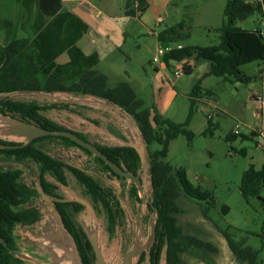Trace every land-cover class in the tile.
<instances>
[{
  "label": "rangeland",
  "instance_id": "rangeland-1",
  "mask_svg": "<svg viewBox=\"0 0 264 264\" xmlns=\"http://www.w3.org/2000/svg\"><path fill=\"white\" fill-rule=\"evenodd\" d=\"M99 1L96 0L97 3H100ZM139 1L142 6H146L144 0ZM147 2L149 8L145 19L132 18L133 0H103L100 7H108L114 17L101 14L96 18L97 21H103L102 32L108 31L111 34V42L117 44L118 49L123 51V53L114 52L104 62L111 66L108 85L115 86L120 80L133 81V84L145 97L149 96L147 92L151 85L153 87L154 78L158 79L155 77L156 64L152 62V59L159 44L157 35L166 26V23L175 25L182 21L185 22L189 36L183 39L182 43L186 45L218 44L220 33L217 28L224 22V8L228 0H147ZM120 9L122 10L120 11ZM123 9L129 13L130 17L125 16ZM97 11H99L98 8L94 10V15L97 14ZM139 11L141 12L142 9L140 8ZM158 17L164 20L160 24H156ZM45 18L50 19L51 17L45 16ZM238 24L249 28L255 26L264 28L262 17L257 14L238 21ZM209 65V60L201 59L194 65L193 72L182 77L183 83L176 89L178 97L174 102L171 101L172 105L170 103V106L164 110L165 117L169 115L177 117L179 122L186 119L188 112L184 111L185 98L182 92L189 85L194 86ZM262 68L261 61H253L241 66L242 71L248 75L258 73ZM202 85L213 91L212 96H203L206 102H211L213 106L209 107L207 103H199V115L189 126V129L195 133L192 143L189 144L184 135H179L171 141L166 160L174 167H184L194 185H201L203 189L211 192L213 200L209 205L208 217L203 214L201 209V206L208 204L207 201H198L183 195L178 199L181 209L178 217L186 231H191L211 241L219 248V251L217 253L211 251L202 253L194 250L183 255V263L247 264L238 261L232 254L223 233V230H228L236 240L245 239L247 245L258 249L260 251L258 264H264V203L257 196L251 197L248 201L240 191L242 176L249 166L254 164L257 168H261L264 165V147L258 146L259 137L249 139L239 136L232 141L226 138L237 127L242 135H247L250 132V126L262 125L263 121L255 116L256 104L249 96L251 90L262 89V81L258 78L248 84L231 83L224 81L222 77L207 76L203 77ZM167 88L169 87H163L162 92ZM42 102L46 104L50 101L43 100ZM71 109L52 108L45 111L44 114L71 128L87 124L81 119L85 115V117L90 115L103 123H107L111 117V112L90 110L78 104H75ZM78 113L82 115L76 116ZM214 113H216L212 119L214 126H212L211 132L204 134L208 126L207 115ZM89 124L91 125V122ZM84 132L91 139L106 137L98 129L95 131L93 126L86 128ZM52 142L57 145L52 147L50 145ZM261 142L264 145V140ZM42 144L46 149L55 152L56 156L71 160L76 158L79 160L77 163L83 162L86 166H90L88 155L76 147L65 146L56 139L45 141ZM158 148L159 145L156 142L151 143L148 147L152 152ZM243 149H246L245 154L241 152ZM14 167H21L27 171L26 181L40 190L36 165L33 161L28 160L20 163L13 159L0 157V170ZM92 170L96 171L95 168ZM141 172L146 189L151 190L149 170ZM97 177L102 183H106L103 180L105 177L102 178L99 175ZM107 182L113 186L125 211L115 232L110 234L107 217L100 208L94 212L85 208L77 214L76 218L80 225L98 231L99 243L108 264H124L123 255L135 245L137 238L140 239L141 244H148L152 240L155 214L148 208L146 202H140L131 195L128 181ZM69 183L71 189L60 188L59 192L67 196L73 192L82 197L87 196L83 187L71 176ZM261 195L264 198V188L261 190ZM29 205L38 207L43 213L41 219L29 229L17 225L15 231L19 247L23 246L21 232L30 235L34 232L44 231V227L39 230L38 225L44 215L49 214L53 199L50 196H44L40 191L30 200ZM30 248L28 246L26 249ZM137 260V258L134 259V262L137 263ZM161 262V264H166L164 259Z\"/></svg>",
  "mask_w": 264,
  "mask_h": 264
},
{
  "label": "trees",
  "instance_id": "trees-1",
  "mask_svg": "<svg viewBox=\"0 0 264 264\" xmlns=\"http://www.w3.org/2000/svg\"><path fill=\"white\" fill-rule=\"evenodd\" d=\"M41 12L47 17L57 14L63 7L62 0H39ZM259 15L264 19V0H228L224 8V22L217 28L220 33L218 44L198 46L186 45L182 48H175L167 52L164 62L171 65L172 62H183L185 74L193 72L194 67L187 61L189 58L206 59L211 65L209 70L193 86L190 92V107L184 121L177 122L162 115L155 105H146L145 100L139 97L133 86L128 81H119L115 86L108 85V76L100 70L92 69L82 74L78 80L66 84L52 76L41 77V66L34 55H28L30 45L28 38H16L6 45L0 43V92L15 90H60L79 94H91L106 98L124 108L136 121L142 132L148 147L156 142L159 148L149 151L150 171L154 189L155 204L159 209V220L156 229L157 243L151 251V264H160L163 247L166 246V264H180L181 253L191 246L207 247L217 251L218 248L211 242L205 241L192 234H185L183 227L178 223L176 213L180 207L178 199L183 195L198 201H207L208 204L201 207L203 214H208L209 205L213 196L209 190L203 189L201 185H194L189 179L187 170L184 167H174L166 160L169 154L170 143L179 135H184L191 144L195 133L189 129L191 120L198 110L199 99L203 96H212V90L202 85L203 77H222L224 81L231 83L241 82L248 84L253 80L262 78L264 81V28H243L238 21L245 20L253 15ZM189 36L185 22L175 25H166L157 35L160 45L170 43H181ZM261 61L263 68L253 75L244 73L241 66ZM264 94V83H263ZM2 104L10 114H18L24 121L35 122L38 126L59 130L66 127L59 125L44 111L68 105L69 103H39L37 101H20L10 97H0ZM0 113L6 114L4 109ZM94 122V121H93ZM97 123V122H94ZM214 126L212 117H208V126L204 134L211 132ZM242 135L241 132L229 133L226 138L230 141L236 140L239 136L255 139L257 134ZM83 137L81 133H78ZM44 136L38 140L51 138ZM68 145L91 154L90 151L78 145L66 137H60ZM98 145V144H96ZM99 146V145H98ZM100 149L116 164L122 162L132 172H139L141 160L136 149L132 146H99ZM246 153V149L241 151ZM14 157L17 160L30 158L41 165V187L44 193L54 196L52 185L44 174L49 172L59 181L67 183L65 168L69 169L77 180L85 187L94 202L102 203L108 213V230L113 232L115 224L114 209L118 204L111 200L110 191L105 189L101 183L90 173L78 169L62 159L57 158L47 151L37 147L32 142L30 145L19 149H1L0 154ZM103 168H110L99 158H95ZM115 174V173H114ZM22 170L12 168L0 170V237L7 241L8 247L0 243V264H13L14 255L9 247L17 249L14 229L17 224L30 225L41 218L40 209L25 208L29 198L37 191L21 181ZM117 175V174H115ZM118 176V175H117ZM264 188V165L257 168L251 164L244 172L240 191L243 197L249 201L251 197L257 196L264 203L261 190ZM39 193V192H38ZM64 227L72 235L77 245L82 264H95V253L90 242L81 241L78 233V226L70 213V206L80 211L84 206L80 203L55 202ZM228 209V208H226ZM160 226L162 227L160 229ZM232 253L238 260L247 261L248 264H258L260 251L246 244L245 239L236 240L228 230H223ZM165 245V246H164Z\"/></svg>",
  "mask_w": 264,
  "mask_h": 264
},
{
  "label": "crops",
  "instance_id": "crops-1",
  "mask_svg": "<svg viewBox=\"0 0 264 264\" xmlns=\"http://www.w3.org/2000/svg\"><path fill=\"white\" fill-rule=\"evenodd\" d=\"M62 1V9L50 19H46V15H44L40 10L39 0H0V42L5 45L16 38H28L30 41V45L28 47L27 53L28 55H34L39 62L41 66V77L52 76L59 81H62L63 83L70 84L78 80V78L87 71L97 69L105 73L108 76L109 81V72L111 66L109 65V63L104 62L114 52L117 51L119 53H123V51H121V49H118L119 47L117 46V44L111 42V34L108 31H106L105 33L102 32L103 21H97L96 18L101 14H105V16L107 17L111 16V18H113L114 16L111 15L108 7H100V3H102L103 0H100V3H97L96 0ZM144 1L146 2V6H142L139 0H133L134 10L132 13V18L145 19L149 6L147 0ZM97 8L99 9V11H97V14L94 15V10H96ZM140 8L142 9L141 12L139 11ZM121 10L122 9H120V11ZM125 16L130 17L129 13L127 12H125ZM158 18L156 19V24ZM262 21L264 23L263 17ZM168 24L169 23H166V25ZM256 27L257 26L253 28ZM182 44L184 45V43ZM159 45L160 42L157 45V48L159 47ZM200 60L201 59L196 60L193 57L187 59V61L193 67L194 65L199 63ZM179 65L180 64L177 62H172L171 65H168L166 62L156 64L155 77L158 79L154 78L153 87L152 85L150 87L151 92L150 90L147 92L149 96L145 97L142 93H140L139 89L133 84V81H129V83L133 86L138 96L142 97L145 100L146 105H155L159 112L162 115L166 116L164 110L166 109V107L170 106V103L172 105V103L177 99V86L183 83L182 77L185 75V73L182 75H176L175 73V70L179 67ZM210 65L207 66V69L204 71L202 76L209 70ZM260 79L262 81L263 89V75ZM163 87L169 88L165 89L162 92ZM192 88L193 86L189 85L182 92L183 97L185 98L184 111L187 110L186 112L189 111L190 92ZM262 89L251 90L249 96L250 99L255 102V104H257L258 102L259 94L262 92ZM187 98L189 101L187 100ZM204 98L205 97L200 98L199 103H207V106L209 107L213 106L211 102H206V99ZM70 105L72 107L75 106V104ZM80 106H85L90 110H97L96 108L88 105ZM198 110L195 112L190 126L193 124L195 117L199 115ZM214 115H216V113H214L213 115L208 114L206 122L208 123L209 116H211L213 119ZM47 116L50 117L49 115ZM76 116L80 117V114H76ZM84 118L81 119L83 121H86L87 124H81V126H79L78 128L85 130L86 128H90L91 126H93L95 127V131H97L98 129L100 133L105 134L106 138L111 140V142L115 145H123V140L127 139L125 133L119 127L118 123L114 121L112 116L111 118L113 120L109 118L107 120V123H103V121H101V125L94 124L90 119H99L90 117V115L89 117L87 116ZM168 118L179 122V120L176 119L177 117L169 115ZM90 122L91 125L89 124ZM109 126L115 128L122 135H124L125 139L113 134L109 130ZM257 127H259V125L250 126L249 131L251 132ZM50 145L54 147L57 144L52 142ZM47 150L48 149H46V151ZM47 152L51 155L56 156L55 152H51L50 150H48ZM71 161H74V159H72Z\"/></svg>",
  "mask_w": 264,
  "mask_h": 264
},
{
  "label": "water",
  "instance_id": "water-1",
  "mask_svg": "<svg viewBox=\"0 0 264 264\" xmlns=\"http://www.w3.org/2000/svg\"><path fill=\"white\" fill-rule=\"evenodd\" d=\"M0 97H10L20 101H37L39 103H43V100H48L50 101L48 103L57 102L88 105L93 108H96L97 110L111 112V116L113 117L114 121L118 123L119 127L122 129V131L127 137L126 140H123V145L134 147L137 153L139 154L141 160V169L139 174L141 178V171H145L148 169L150 172L151 180L150 188H153L152 175L150 171V156L148 144L134 118L118 104L96 95L79 94L60 90H15L0 92ZM47 135L70 137L80 145L88 148L95 155L102 158L116 172L125 176L129 180L134 181L140 188H142V183L139 176H136L130 172H126L121 168L117 167L98 147H96L91 142L82 139L77 134L67 130H48L39 127L34 123L23 121L18 117L4 115L0 113V138L2 139L24 141L26 145L37 137ZM251 135H254V132ZM13 147L15 146L6 145L0 142V148ZM57 158H60L66 163L74 165L78 168H83V162L77 163L79 161L78 159L71 161V159L67 158ZM40 191L44 196H48L42 190ZM77 200L83 202L87 206V208L94 212L93 207L86 200L80 198H77ZM144 201H146L145 198ZM42 213L43 211L41 212V217ZM37 222L30 225H25L24 227L29 229L32 225L36 224ZM43 227V232H34V234L30 235L21 232L20 236L23 240V246L19 247L18 243H16L17 249L14 250L9 247L10 252L13 253L16 257L20 258L22 262H25L26 264H82V260L75 240L72 235L68 232V230L64 227V224L56 208V205L54 204V201L52 208H50L49 210V214H45L43 220L39 222L38 229L42 230ZM84 228L87 232V235L95 252V264H108L103 249L99 243L98 231L91 230L87 226H85ZM14 234L16 236V231H14ZM0 243L8 247L7 241L2 237H0ZM148 244L150 245L151 241ZM148 244H141L140 239L137 238L135 245L130 250L124 253L122 258L123 263L136 264L134 262V259L139 258L140 254L148 246ZM28 246H30L31 248L26 249L28 248ZM166 257L167 252L165 251L164 258Z\"/></svg>",
  "mask_w": 264,
  "mask_h": 264
},
{
  "label": "flooded vegetation",
  "instance_id": "flooded-vegetation-1",
  "mask_svg": "<svg viewBox=\"0 0 264 264\" xmlns=\"http://www.w3.org/2000/svg\"><path fill=\"white\" fill-rule=\"evenodd\" d=\"M1 43V42H0ZM2 44V43H1ZM8 44V43H7ZM4 45V44H3ZM6 45V44H5ZM63 108V109H71L72 108V106L70 105V104H68V105H58V107H56V108ZM0 109H4L5 110V112H6V114L8 113V115H11V116H13V117H18L19 119H21V120H23L18 114H10V112H8V110L2 105V104H0ZM48 110H50V109H48ZM72 110V109H71ZM47 111V110H46ZM73 111V110H72ZM45 112V111H44ZM78 114H80V113H78ZM80 115H82V114H80ZM85 117V116H84ZM53 120V119H52ZM92 122L94 121V122H97V123H94V124H96V125H101V121H98V120H94V119H90ZM24 121V120H23ZM55 121V120H54ZM27 122V121H26ZM56 123H58L59 125H61V126H64V127H66L65 129H59V130H67V131H70V132H73V133H75V134H77L79 137H81L82 139H84V140H86V141H88V142H91L92 144H94L96 147H98L99 149H100V147L99 146H124V145H115V144H113L112 142H111V140H109L108 138H104L103 136H102V138H98V137H96L97 139H91V138H89L88 136H87V134L84 132L85 130L84 129H81V128H71V127H69V126H66V125H63V124H60L59 122H57V121H55ZM29 123H34V124H36L35 122H29ZM37 125V124H36ZM38 126V125H37ZM40 127V126H39ZM48 130H50V129H48ZM54 130H56V129H54ZM109 130L113 133V134H115V135H118V136H120V137H122L123 139H125V137H124V135H122L119 131H117L115 128H113V127H111V126H109ZM78 133H81L82 135H83V137L82 136H80ZM47 136H54V137H51V138H47V139H42V140H38V138H40V137H37V138H35V139H33L31 142H29L28 144H26L25 145V142L24 141H16V140H6V139H2V138H0V142L1 143H4V144H6V145H11V146H15V147H13V148H1V149H7V150H12V149H19V148H24V147H26V146H28V145H30L32 142H34V145L35 146H37V147H39V148H41V149H43V150H45L44 148H45V146H44V144H42L43 142H45V141H53V139H56V140H58V141H60V142H62L65 146H68V147H75V146H70V145H68L64 140H62L60 137H66V136H56V135H47ZM42 137H44V136H42ZM66 138H69V139H71L70 137H66ZM72 141H74L73 139H71ZM74 142H76V141H74ZM77 143V142H76ZM78 145H80L79 143H77ZM96 144H98V145H96ZM80 146H82V145H80ZM83 148H85V149H87L88 151H90L88 148H86V147H84V146H82ZM76 148H78V147H76ZM79 149V148H78ZM79 150H81V149H79ZM101 150V149H100ZM46 151V150H45ZM81 151H83V150H81ZM102 151V150H101ZM84 153H86L85 151H83ZM103 152V151H102ZM90 153L91 154H88V153H86L87 155H88V157H89V164H90V166L88 167V166H86L85 165V163H83L82 165H83V168H78V167H76V166H74V165H72V166H74V167H76V168H78V169H81V170H85V171H87L88 173H90L91 175H93L96 179L98 178L97 176L99 175L100 177H102V178H104L103 180L106 182L105 184L104 183H102L99 179H97L100 183H101V185L105 188V189H107V190H109L110 191V196H111V200H112V202H114V204H118V207L117 208H115L114 209V214H115V224L113 225V232L112 233H110V234H113L114 232H115V230H116V228H117V226H118V224H119V222L121 221V219L124 217V215H125V211H124V209L122 208V205H121V202H120V200L118 199V197H117V195H116V193H115V191H114V189H113V186H111L107 181H110L111 183H114L115 181H121V182H124V181H128V183H129V185H130V192H131V195L132 196H134L138 201H140V202H146L147 203V206H148V208L155 214V223L153 224V234H152V240H151V244L149 245L148 244V246L142 251V253L140 254V256H139V258H138V260H137V263L136 264H143V263H145V264H151V258H152V255H151V251H152V249H153V247H154V245L157 243V234H156V229H155V226L157 227V224H158V220H159V209H158V207H157V205L155 204V196H154V189L153 188H151V190H147L146 189V187L144 186V181H143V178H141V176H140V171L139 172H132V171H130L127 167H126V165L122 162L120 165H118V164H116L112 159H110L104 152V154L117 166V167H119V168H121L122 170H124V171H126V172H130V173H133L134 175H136V176H139V178H140V180H141V183H142V188H140L134 181H131V180H129L128 178H126L125 176H123V175H121V174H119L118 172H116L109 164H107L102 158H100L99 156H97V155H95L92 151H90ZM0 157H2V158H6V159H13V160H16V161H18V162H25V161H33L34 163H35V165H36V167H35V169H36V172H37V175H38V179H39V184H40V190H42V187H41V165L39 164V163H37V162H35L34 160H32V159H30V158H25V159H22V160H17V159H15L14 157H11V156H7L6 154H4V153H2V154H0ZM99 158V159H101L109 168H110V170H106V169H104L103 168V165L102 164H100L95 158ZM65 162V161H64ZM69 165H71V164H69ZM95 168L96 169V171H94V170H92V168ZM14 168H20L21 170H22V175H21V181H23L25 184H27L29 187H31V188H33V189H35L37 192L33 195V196H31L30 198H29V200H28V202L25 204V205H23V207H25V208H35V209H38V207H36V206H32V205H29V202H30V200L33 198V197H35V196H37L39 193H40V190H38V189H36L35 187H33V186H31L30 184H29V182H27L26 181V179H25V176H26V173H27V171H25L23 168H21V167H14ZM10 169H12V168H10ZM35 172V173H36ZM117 174V175H115V174ZM65 174H66V179H67V183H63V182H61V181H59L54 175H52V174H50L49 172H45V174H44V177H45V179L48 181V182H50L52 185H55V187L54 188H52V190H53V193H54V196H50L52 199H53V201H55V202H69V203H74V202H76V203H80V204H82L83 206H84V208L83 209H81L80 211H77L76 210V208L75 207H73V205H71L70 206V208H69V210H70V213H71V215H72V218H73V220H74V222L76 223V225L78 226V233H79V236H80V238H81V241H84V242H86L87 240L90 242V240H89V237H88V235H87V232H86V230H85V228H84V226H82V225H80L79 224V222H78V220H77V218H76V216H77V214L78 213H80L82 210H84L85 208H87V206L83 203V202H81V201H79V200H77V198H80V199H84V200H86L92 207H93V209L94 210H99V208L105 213V215H106V217H107V221H108V217H109V215H108V213H106V210L103 208V205H102V203H100V201L99 202H94V200L92 199V197H91V195L90 194H88V192L86 191V189H85V187L77 180V178L73 175V173L69 170V169H67V168H65ZM70 176L77 182V183H79V185H81V187H83V190H84V192H85V194L87 195L86 197H82V196H79V195H77V194H74V192L73 193H71V195H69V196H67L66 194H64V193H61V192H59V189L60 188H68V189H71L70 188ZM101 179V178H100ZM108 179V180H107ZM43 191V190H42ZM39 192V193H38ZM49 196V195H48ZM144 198H145V200L146 201H144ZM188 198V197H187ZM204 206V205H203ZM180 207V206H179ZM202 207V206H201ZM181 212V209L179 210V212L178 213H176V216H177V218H178V223L183 227V225L179 222V217H178V214ZM208 213H209V210H208ZM207 217H208V214L206 215ZM17 225H20V226H25L24 224H17ZM17 225H16V227H17ZM108 226H109V224H108ZM15 227V228H16ZM162 227L160 226V229H161ZM183 230H184V233L185 234H192V235H194V236H197L198 238H200V239H202V240H207V239H205L204 237H201V236H199L198 234H195V233H192L191 231H186L185 229H184V227H183ZM14 231H15V229H14ZM207 241H209V240H207ZM90 244H91V242H90ZM215 245V244H214ZM91 246H92V244H91ZM165 246V245H164ZM216 246V245H215ZM217 247V246H216ZM93 248V247H92ZM218 248V247H217ZM15 250V249H14ZM194 250H196V251H201L202 253L204 252V251H211V252H214V253H217L218 251H219V248H218V250L217 251H214V250H211V249H209V248H207V247H198V246H191L190 248H188V250H186L185 252H183V253H181V262H180V264H184L183 263V259H184V257H183V255L184 254H187V253H190L191 251H194ZM94 251V250H93ZM165 251L167 252V250H166V246L165 247H163V251H162V253H161V260H160V264L162 263L161 261H162V259H164L165 261H166V258H164V253H165ZM232 252V251H231ZM95 253V252H94ZM197 253H199V252H197ZM13 254V253H12ZM233 254V253H232ZM14 255V254H13ZM235 256V255H234ZM14 257H15V259H14V261H13V264H26L25 262H22V260L20 259V258H18V257H16L15 255H14ZM235 259H237L236 257H235ZM238 260V259H237ZM238 261H241V262H245V263H247L248 264V262L247 261H242V260H238Z\"/></svg>",
  "mask_w": 264,
  "mask_h": 264
},
{
  "label": "built area",
  "instance_id": "built-area-1",
  "mask_svg": "<svg viewBox=\"0 0 264 264\" xmlns=\"http://www.w3.org/2000/svg\"><path fill=\"white\" fill-rule=\"evenodd\" d=\"M161 22H163L162 18H158L157 20V24H160ZM183 44L182 43H170L167 45H159V47L156 50L155 55L153 56L152 62L154 64H161L162 62H164V56L167 52L175 49V48H182ZM179 67L176 68L175 73L176 75H182L184 74V69H183V62H179ZM255 116L257 118H260L263 123L262 125H260L259 127H257L256 129H254V133L257 134L256 137L260 138V141H258V146L260 147H264V145L262 144L261 140H264V94H263V89L262 92L259 94V99L258 102L256 104V112H255ZM211 117V116H209ZM234 133H239V128H235L233 130Z\"/></svg>",
  "mask_w": 264,
  "mask_h": 264
}]
</instances>
